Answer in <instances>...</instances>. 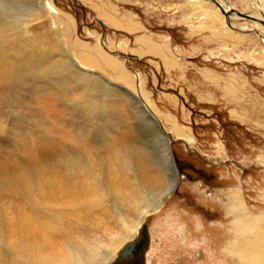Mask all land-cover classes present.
<instances>
[{
  "label": "rangeland",
  "instance_id": "374dc122",
  "mask_svg": "<svg viewBox=\"0 0 264 264\" xmlns=\"http://www.w3.org/2000/svg\"><path fill=\"white\" fill-rule=\"evenodd\" d=\"M183 4L0 0V264H113L141 232L144 264H255L229 247L264 228L263 27L217 38Z\"/></svg>",
  "mask_w": 264,
  "mask_h": 264
},
{
  "label": "bare ground",
  "instance_id": "6f19581e",
  "mask_svg": "<svg viewBox=\"0 0 264 264\" xmlns=\"http://www.w3.org/2000/svg\"><path fill=\"white\" fill-rule=\"evenodd\" d=\"M207 1H208V3L210 2L215 8L213 9V6L212 7L209 6V5L207 6L205 3H202L201 0H198V2H200V6H197V0H183L184 4L195 7V11L197 10V8L200 9L199 10L200 12H198V14L196 15L197 18H199V16H202V20L203 21L199 22V24H198V26H199L200 29H202L203 26L205 27V24H207L208 21L211 20L210 19L211 16H215V18H213L214 23H213V20H212V23L213 24H211V25H208L207 24V26H208V28L210 30H212V31H209L208 30L210 32L209 34L215 35V37H217V38L223 37V35L225 37L226 36H230L231 32H226V31H228V29H230L231 27H228V29H226V31H219V29H217V27H218L219 24H223V22H225L228 26H231V24L234 26V22L237 21V17L240 18V19H244V17H240V16H238V14L241 15V16L244 15L247 18L246 20H244V25H246L247 20H252V21L253 20L254 21L256 20L254 17H251V16L249 17L248 16L249 13L247 15V14H243V13L236 12L237 15L234 14V13H232L233 14L232 16H228L226 13L231 12L232 9L229 6V4L226 2V0H207ZM253 1H255V0H253ZM258 10H261V9H258ZM191 11H193V10H191ZM255 13H251V14L254 16ZM234 15L237 16V17H235ZM262 17H263V20L262 19H259V21L258 20H256V21L258 22L257 24H259V23L261 24V27H263V29L260 30L258 28L259 30H257L256 32L259 34V37L262 38L263 41H264V12H262ZM186 19H187V17H186ZM107 22H114V21L113 20H108ZM205 29L207 30V28H205ZM205 29H203V30H205ZM248 30H250V29H246V30L245 29H240V31L242 33H246ZM191 31L192 32H195V30H191ZM229 31H231V30H229ZM242 36H244V35H242ZM144 41H145V39H141V42H144ZM97 44H99V43H97ZM143 46L144 47H147V49L149 50V51L147 50L148 52H150V53H152L154 55H157L158 57H160V55L161 56H164V58L162 57L163 58V61H164V65H165V61H166V63H168V67H170L171 65L179 66V64L176 61H174V59L172 60V58H170V56L168 54L167 55L165 54V49H164L165 48V45L158 44L155 41L154 42L153 41H150V42L149 41H146L143 44ZM99 47L100 48H98V47L96 48V52L99 53V58L101 59V61L103 62V64L104 65H107V66L111 67L113 70H115L116 73H117V75H118V78L119 79L120 78L121 79H126L127 73L123 69L122 64L121 63L119 64V62H117V60H114L111 57V55H108V54L104 53L101 50L102 48H101L100 44H99ZM0 69L2 70L1 72L6 71V73H10V70L7 67H2ZM4 69H6V70H4ZM204 73L209 74L206 71ZM11 79H13V78H11ZM143 112L145 113L146 116H148L149 118H151L152 121L156 120V118H155L154 115L153 116L148 115V113L145 110ZM155 124H156V122H155ZM157 126H159V125L157 124ZM170 158H171V161H173V158L172 157H170ZM166 160H169L168 162L170 163V159L167 156H166ZM174 170L176 172V168H174ZM172 174H173V177H174V173H172V170H171V175ZM173 177L171 176V179L169 178L170 181H171L170 187H169V189H167V191L165 190V192L163 194H166V192H168V191L170 192L173 188H175L174 185L176 184V179L173 178ZM172 182H174L173 185H172ZM73 191H74V193L77 194V196H80L81 193H82V192L79 191V189L77 190V187H75L73 189ZM235 207L236 208H240V207L243 208L242 207V203H240V205L237 204ZM242 219H240L235 225L237 227L236 228V237L237 238L238 237L239 238H242L243 240L241 241V243L239 245H238V240L233 241V243L230 244L229 249H230L231 253L232 252H234V253L237 252L238 255L241 258L245 259V260L248 259L250 261L255 262V264H264V228H262L261 225H260V223H259L261 221V219L260 218H256V220L254 222V226H253L254 232L251 231L250 229H248L247 227H245L243 225V223L241 222ZM58 264H66V262L65 261H59ZM73 264H88V262L86 261V259L83 258V255L80 256V254H79L78 255V258L74 261Z\"/></svg>",
  "mask_w": 264,
  "mask_h": 264
},
{
  "label": "water",
  "instance_id": "95a60500",
  "mask_svg": "<svg viewBox=\"0 0 264 264\" xmlns=\"http://www.w3.org/2000/svg\"><path fill=\"white\" fill-rule=\"evenodd\" d=\"M170 156L171 149L168 145ZM147 247V235L141 232L135 239L121 248L113 264H144L143 253Z\"/></svg>",
  "mask_w": 264,
  "mask_h": 264
},
{
  "label": "flooded vegetation",
  "instance_id": "af4514ba",
  "mask_svg": "<svg viewBox=\"0 0 264 264\" xmlns=\"http://www.w3.org/2000/svg\"><path fill=\"white\" fill-rule=\"evenodd\" d=\"M254 17H257V18L263 20L262 13H261L260 11H259L258 13H255V14H254Z\"/></svg>",
  "mask_w": 264,
  "mask_h": 264
}]
</instances>
